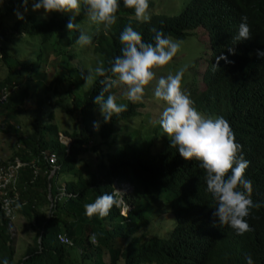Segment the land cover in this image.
Returning a JSON list of instances; mask_svg holds the SVG:
<instances>
[{"label": "trees", "instance_id": "trees-1", "mask_svg": "<svg viewBox=\"0 0 264 264\" xmlns=\"http://www.w3.org/2000/svg\"><path fill=\"white\" fill-rule=\"evenodd\" d=\"M207 1L206 7L192 3L180 14H154L150 22L141 23L132 17L134 11L125 8L123 0H119L117 22L106 30L103 24L82 23L88 18L82 0L74 21L79 29L68 31L66 25L72 14L39 18L25 11L22 0H5L0 6V54L6 62L13 59L2 43L27 36L36 37L40 47L49 44L59 54L64 52V47L76 43L83 32L92 38L90 46L101 57L102 65L109 68L121 54L119 37L128 25L141 33L145 43L154 44L153 28L162 30L165 36L181 39L202 24L209 35L217 69L213 67L212 75L204 74L205 89L191 93L190 99L205 114L226 119L236 142L242 145V154L250 162L245 178L252 182L251 198L258 205L246 217L252 230L241 236L218 223L212 215L217 202L207 191L204 169L199 161L183 160L171 146L170 138L156 147V137L148 138L145 130L139 136L132 131L125 138L127 144L115 145L113 125L137 115L138 104L127 101V111L113 115L107 123L101 114L94 118L93 111L99 108L94 100L103 87L100 83L103 77L96 76L86 90L80 89L81 94L70 95L69 100L67 96L65 101L61 93L54 94L60 112L78 115L79 131L63 132L70 139L69 148L58 140V131L50 123L41 129L33 125L29 134L17 136V146L10 158L17 156L25 166L17 175V197L11 203V211L12 216L17 212L26 219L32 233L22 255L13 260L8 231L12 216L0 211V264L5 261L7 264H82L83 260L87 264H246V253L252 256L254 264H264V56L257 55L264 52V0ZM34 2L29 0L28 4ZM17 12L23 19L17 18ZM244 16L251 36L236 42L235 29ZM229 48L237 52L235 62L220 69L217 57L231 56ZM40 53L38 50L35 55L38 59ZM66 54L69 59L72 57ZM12 62L9 68L17 61ZM18 65L20 69L27 67L25 62ZM10 70L1 81L8 88L14 82ZM68 78L58 77L57 84ZM113 90L105 93V99ZM13 129L17 133V125ZM95 129L97 144L85 146ZM87 148L96 155L88 182L74 169L77 156ZM49 153H54L56 159L54 175L58 169L77 175L76 180L64 182L61 200L48 199V194L51 199L55 192L51 185L54 175L48 177L50 168L44 159ZM113 180L129 187L121 196L128 207L125 214H120V207L114 204L106 217L87 216L84 202L92 203L96 195L105 193L116 198L111 187ZM89 190L93 194L85 197ZM57 234L66 236L70 243H59ZM72 249L78 251V262L71 258Z\"/></svg>", "mask_w": 264, "mask_h": 264}, {"label": "clouds", "instance_id": "clouds-1", "mask_svg": "<svg viewBox=\"0 0 264 264\" xmlns=\"http://www.w3.org/2000/svg\"><path fill=\"white\" fill-rule=\"evenodd\" d=\"M3 2L4 0H0V5ZM22 3L26 11L29 0H22ZM192 3L206 7L209 2L207 0H186L181 10L176 14L189 8ZM83 5L91 22L103 24L106 30L116 24L117 12L120 7L119 0H83ZM123 5L125 8L133 10L135 17L134 15L132 17L141 23L150 22L151 15H165L162 13L149 14V0H123ZM80 9L81 0H38L32 6L33 11L43 10L45 14L71 13L66 25L68 31L79 29V25L74 21ZM17 18L23 19V15L17 12ZM241 20L239 27L235 29L236 37L234 39L236 42L247 40L251 36L247 17L244 16ZM199 29L206 35L208 43V51H204L205 55L202 60L205 68L201 80L203 89H205L206 84L202 79L204 74L211 73L212 75L215 71L213 67L217 69V66L213 64L210 38L204 26L198 24L188 36L203 38ZM151 31L155 33L154 44L145 43L140 32L134 30L131 25L126 26L119 37L122 45L121 54L114 58L111 67L105 68L100 65L95 68L96 76L103 77L100 80L103 87L99 95L95 97L94 103L99 106L105 123L111 121L113 115L119 116L127 111V104H118L116 97L112 94L107 95L105 99V93L110 92L117 85H122L124 86L123 95L127 101L133 104L142 102L145 88L156 79L155 69L168 65L180 50V42L172 39L179 38L165 36L162 30L155 28ZM77 43L82 47L89 46L92 44V38L81 32ZM228 51L231 54L228 58L223 54L217 57L220 69L231 66L235 62L234 58L237 52L233 48H229ZM228 51H226L227 56L229 55ZM257 55L264 56V52ZM221 59L223 62L220 61ZM183 75L184 69H180L174 75L169 74L166 78L160 77L156 83L154 97L166 105L158 121L159 126L163 133L171 139V146L177 149L183 160L200 162V166L206 173L207 191L217 202L212 213L213 217L219 224L229 226L236 231L237 235L242 236L252 230L246 217L250 215L251 209L258 207L251 198L252 182L245 178V171L250 162L242 154V145L236 142L235 134L226 119L205 114L196 106L194 107V102L190 99L191 96L189 97L182 91ZM84 79L91 81L92 77L87 75ZM2 88H5L6 93L5 99L0 105L6 102L7 89H11L7 86H2ZM2 88L0 94L3 92ZM191 92L195 94L197 90L192 89ZM2 120L4 125V119ZM94 127H98V125L94 124ZM4 129H6L5 126ZM68 141H70L69 138L67 144L70 143ZM67 144L65 145L67 146ZM14 157L18 158L17 156L7 157L3 160L0 159V163L12 160ZM229 173L231 174L229 175ZM63 187L64 185L61 187L62 191ZM48 199L59 200L55 195L50 199L49 194ZM115 203L114 196L105 193L97 197L94 202L86 204L85 213L89 217L98 215L103 218L108 216ZM120 205L118 207L121 208ZM19 207L20 205H17V208ZM245 260L246 264H254L250 254H245ZM4 264H7V261Z\"/></svg>", "mask_w": 264, "mask_h": 264}, {"label": "rangeland", "instance_id": "rangeland-1", "mask_svg": "<svg viewBox=\"0 0 264 264\" xmlns=\"http://www.w3.org/2000/svg\"><path fill=\"white\" fill-rule=\"evenodd\" d=\"M185 1L186 0H149L148 11L149 14L162 13L165 15H174L181 10ZM35 2H38V0H35ZM27 6L26 11L37 15L39 18L47 19L49 17L71 14H45L43 10L33 11V3L31 5L28 4ZM82 23H85L86 26H90L92 22L89 18H86ZM199 30L203 35V38L201 37V39L197 36H186L183 39H174L171 37L173 40L180 42V50L168 65L155 69L156 79L145 88L143 101L137 103L138 114L113 125L112 139L115 138V145L127 144L125 138L127 137L128 139V133L133 131V133L139 136L142 134L143 130H145L144 134L145 136H148V138L149 136L156 137L154 140L156 147L163 144L167 136L163 133L158 121L166 105L154 97V89L160 77L163 76L166 78L169 74L174 75L180 69H184L181 87L185 94L190 97L192 88L197 91L203 89L201 76L205 67L203 66L202 60L203 55H205L204 51H208V43L206 35L202 33L201 29ZM7 31H9V29H7ZM2 45L4 50H6V52L8 51L10 57L13 59L10 60L9 58L6 62L0 54V89L1 86L4 85L1 84V81L6 76L9 69H11L12 79L14 80L11 89H7L8 97H6V102L3 104V107H0L2 110L0 111V120L4 118V125L9 128L11 127L12 130L7 132V134H0V145L4 144L5 146L3 153H5V156L10 154L9 157L12 155V152L16 148L15 145L17 146V141L15 140L16 135H27L32 131L33 125L37 129H41L47 123L54 125L57 129L58 140L67 144L68 138L63 136V132L69 134L79 131L80 124L77 120L78 115L77 112L73 115L60 112L55 106L54 94L61 93L60 95L64 97L65 101L67 96V100H69L70 95L74 96L81 94L82 90L85 88L87 89L96 78L95 68L102 65L101 57L97 52L92 50L90 45L82 47L77 42L73 43L72 46L64 47V52H59V54H57L47 46L49 44L45 43V45L40 47L39 45L41 44L38 43V39L34 36L11 39L2 43ZM44 46H46V48H43ZM52 47L55 49L57 46L54 45ZM38 50L39 53L41 52L40 59L35 56ZM66 53L71 54L72 57L69 59L68 54ZM12 60L15 62L17 61L18 63L25 62L27 67L20 69L16 62L12 64L11 68H9V65L13 63ZM87 75L92 77L91 81H85L84 77ZM64 76H69V78L63 79L61 83L57 84V78L59 77L60 79ZM113 88L114 90L111 94L116 97V102L118 104H126L127 99L123 95L124 86L117 85ZM50 111L51 118L48 120L47 115ZM100 114V109L98 107L95 108L93 111L94 118L98 117ZM144 124L146 125L143 127L146 128L142 129L141 126ZM4 125L2 124L3 128ZM15 125H17V128L19 129V133L13 132V127ZM95 131L96 129L92 132L93 136L91 140H89L85 146L91 147L92 145L97 144L98 137H96L97 135ZM69 142L70 141H68V143ZM112 147L113 146H111L110 149ZM95 156L94 152L87 148L86 151H82L80 155L77 156L75 162L74 169H77L78 174L87 182L90 181V176L94 170V164L96 162ZM76 176L71 174L70 171L58 169L57 173L51 178L52 188L62 185L67 180H76ZM111 187L113 189L112 192L116 197V206L124 204V206L120 205V213L125 214L127 204L122 201L121 196L128 192L129 187L127 185H121L116 180L111 182ZM92 194L93 193L89 190L85 197H89ZM97 197L99 196L96 195V198ZM91 198L90 201L92 200ZM59 200L61 199L59 198ZM60 203L61 201L58 205H60ZM85 205L86 202L82 204L83 207H85ZM96 216L98 215H95V217ZM25 220L26 219L21 215H18L17 212H14L8 228L12 241L11 244L14 250L13 260H16L22 255L26 244L30 242L32 232ZM69 253L73 255V257H71L73 260L77 261L79 259L78 251L76 249L70 250ZM87 262V260H83L82 264H87Z\"/></svg>", "mask_w": 264, "mask_h": 264}, {"label": "built area", "instance_id": "built-area-1", "mask_svg": "<svg viewBox=\"0 0 264 264\" xmlns=\"http://www.w3.org/2000/svg\"><path fill=\"white\" fill-rule=\"evenodd\" d=\"M0 94V103L5 99V88ZM44 159L49 165L48 176L54 174L57 169L56 159L54 153L44 155ZM24 165L18 158L14 157L12 160H5L0 163V211L6 216H12L11 203L16 200L17 192L15 189V182L17 179L19 169ZM35 173V171H33ZM63 193V192H62ZM59 243L69 244L70 241L66 236L57 234ZM94 239L91 238V241Z\"/></svg>", "mask_w": 264, "mask_h": 264}, {"label": "crops", "instance_id": "crops-1", "mask_svg": "<svg viewBox=\"0 0 264 264\" xmlns=\"http://www.w3.org/2000/svg\"><path fill=\"white\" fill-rule=\"evenodd\" d=\"M0 107H1V106H0ZM0 111H1V109H0ZM0 114H1V113H0ZM2 119H4V118H2ZM2 121H3V120H2ZM0 123H1V126H0V134H5V133L7 134V132L12 131V130H9V129H4L3 126H2V122H1V120H0ZM16 131H17V133H19V129H18V128L16 129ZM13 132H15V130H13ZM21 135H22V134H21ZM17 136L19 137L20 135H16V139H15L16 141H17V138H18ZM0 143H1V142H0ZM7 147H8V146H7ZM3 150H5V146H4V144H1V145H0V159H2V160L5 159V158H7V157H9V155H10V154H9L8 156H5V153H3ZM12 153H13V152H12ZM22 162H23V161H22ZM23 163H24L23 166H25V162H23ZM23 166H22V167H23ZM22 167H21V168H22ZM20 171H21V169H20ZM17 179H18V178H17ZM17 179H16V182H15V188H16V185L18 186V184H17V183H18V182H17ZM63 185H64V183H63L62 185H58L57 187H54V188H55V189H54V191H55V192H54V195H55L57 198H60V199H61V197H62L61 194H62L63 191H61V189H62L61 187H62ZM10 222H11V221H10ZM8 228H9V227H8Z\"/></svg>", "mask_w": 264, "mask_h": 264}, {"label": "water", "instance_id": "water-1", "mask_svg": "<svg viewBox=\"0 0 264 264\" xmlns=\"http://www.w3.org/2000/svg\"><path fill=\"white\" fill-rule=\"evenodd\" d=\"M67 148H69V144H67Z\"/></svg>", "mask_w": 264, "mask_h": 264}]
</instances>
